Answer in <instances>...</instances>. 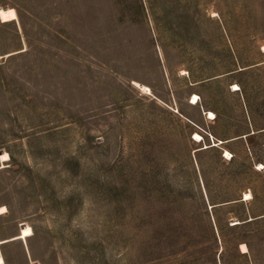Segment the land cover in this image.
<instances>
[{
	"label": "rangeland",
	"instance_id": "374dc122",
	"mask_svg": "<svg viewBox=\"0 0 264 264\" xmlns=\"http://www.w3.org/2000/svg\"><path fill=\"white\" fill-rule=\"evenodd\" d=\"M263 45L264 0H0V264H264Z\"/></svg>",
	"mask_w": 264,
	"mask_h": 264
},
{
	"label": "bare ground",
	"instance_id": "6f19581e",
	"mask_svg": "<svg viewBox=\"0 0 264 264\" xmlns=\"http://www.w3.org/2000/svg\"><path fill=\"white\" fill-rule=\"evenodd\" d=\"M263 49H264V45H263ZM234 89H238V84H235ZM198 101H199V95L196 94V93L193 94L192 100L190 102L192 104H196V103H198ZM205 114L207 115L208 118L214 119L216 117V114H215V112L213 110H205ZM194 138H196L197 140H201L202 135L200 133L196 132L195 135H194ZM213 143L216 144L215 141H213ZM225 152H226V154L230 153L228 150H226ZM245 194L247 195V197L251 196L250 192H246ZM5 209H6L5 205H0V212L5 211Z\"/></svg>",
	"mask_w": 264,
	"mask_h": 264
},
{
	"label": "trees",
	"instance_id": "16d2710c",
	"mask_svg": "<svg viewBox=\"0 0 264 264\" xmlns=\"http://www.w3.org/2000/svg\"><path fill=\"white\" fill-rule=\"evenodd\" d=\"M255 219H257V218L249 219V220H247L246 222L253 221V220H255ZM242 223H245V222H242ZM242 223L239 221L237 224H242Z\"/></svg>",
	"mask_w": 264,
	"mask_h": 264
},
{
	"label": "water",
	"instance_id": "95a60500",
	"mask_svg": "<svg viewBox=\"0 0 264 264\" xmlns=\"http://www.w3.org/2000/svg\"><path fill=\"white\" fill-rule=\"evenodd\" d=\"M5 7H6V6H5ZM5 7H4V8H5ZM203 111H204V113H205V110H203Z\"/></svg>",
	"mask_w": 264,
	"mask_h": 264
}]
</instances>
